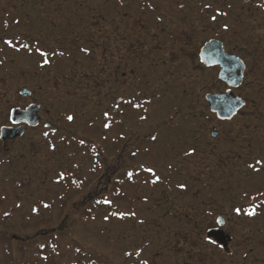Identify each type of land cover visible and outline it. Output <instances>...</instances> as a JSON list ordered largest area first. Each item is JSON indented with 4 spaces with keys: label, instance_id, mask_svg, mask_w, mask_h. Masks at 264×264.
Masks as SVG:
<instances>
[{
    "label": "rangeland",
    "instance_id": "obj_1",
    "mask_svg": "<svg viewBox=\"0 0 264 264\" xmlns=\"http://www.w3.org/2000/svg\"><path fill=\"white\" fill-rule=\"evenodd\" d=\"M210 40L246 64L231 122ZM32 104L41 125L0 140V264H264V0H0V129ZM47 232L50 261L18 252Z\"/></svg>",
    "mask_w": 264,
    "mask_h": 264
},
{
    "label": "water",
    "instance_id": "obj_2",
    "mask_svg": "<svg viewBox=\"0 0 264 264\" xmlns=\"http://www.w3.org/2000/svg\"><path fill=\"white\" fill-rule=\"evenodd\" d=\"M199 58L207 68L220 67L219 80L228 87L224 93L205 96L209 111L219 121H231L246 107V101L236 97L233 93V90L239 89L243 85L246 73L245 63L238 56L226 53L223 43L218 40L207 42L200 49ZM21 95L28 98L31 96V92L26 89L21 92ZM40 111L41 107L34 104L26 109H13L9 118L11 126H4L0 129V140L4 143L15 141L24 137L26 128L39 127L41 124ZM51 127V124L46 125L47 129ZM217 136L218 133L214 130L211 137L215 139ZM217 225V228L208 230L207 238L216 242L225 253L229 254V244L233 239L223 231L225 220L219 218Z\"/></svg>",
    "mask_w": 264,
    "mask_h": 264
},
{
    "label": "trees",
    "instance_id": "obj_3",
    "mask_svg": "<svg viewBox=\"0 0 264 264\" xmlns=\"http://www.w3.org/2000/svg\"><path fill=\"white\" fill-rule=\"evenodd\" d=\"M95 207H107L108 204L104 200H98L95 203ZM88 213L90 211L88 210ZM87 213V214H88ZM42 237L44 240V246L37 245V240ZM51 233H43L42 235H38L37 238L33 240H18V244H20V247L18 248V252L21 255H26L27 253L31 252L30 250H34L35 248L37 249V252H39L40 258L46 259L50 261V255L51 254H56L57 251V245L54 246L53 240H51ZM81 255V254H80ZM206 261H209V259H206Z\"/></svg>",
    "mask_w": 264,
    "mask_h": 264
},
{
    "label": "snow or ice",
    "instance_id": "obj_4",
    "mask_svg": "<svg viewBox=\"0 0 264 264\" xmlns=\"http://www.w3.org/2000/svg\"><path fill=\"white\" fill-rule=\"evenodd\" d=\"M206 7H210V5H206ZM215 18H216L215 16L212 17L213 20H215ZM226 27H227V26L225 25V28H226ZM5 43L9 44L10 46H11V44H12L11 41H5ZM24 47L27 48L28 46H27V45H24ZM37 51L40 53V56H41V57H44V56L47 55L46 52L40 51L39 49H37ZM47 63H48V60L45 59V60H44V64H47ZM41 66H43V65H41ZM126 103L132 104L133 107H139V106H140V105H137V104H133L132 101H127ZM105 115H107V113H105ZM73 119H74L73 116H71V115L67 116V120H68V121H72ZM141 119H145V117L141 116ZM104 126H105V127H109L108 124H105ZM151 138H152L153 140L156 139L155 136H152ZM133 155H135V153H133ZM257 163H264V161H257ZM250 167H253V166L250 165ZM254 170H255V171H259V169H257V168H254ZM148 171L151 172L152 169L149 168ZM127 175H128V177H129V179H131V177H132L133 174H132L131 172H129ZM158 179H159V177H157L156 180L153 181V183H156V182L158 181ZM180 187L183 188L184 185H180ZM106 202H107V203H110V201H106ZM45 206L47 207V205H45ZM235 211H236L237 215H240L241 212H242V209L238 207V208L235 209ZM247 214H248V215H254L255 213H254V211H253V212H249V213H247ZM120 215H121V218H123V215H124V214H120ZM105 219H107V217H105ZM210 242H211V241H210ZM127 255L131 256V255H133V254H132V253H127ZM143 264H147V262L145 261V262H143Z\"/></svg>",
    "mask_w": 264,
    "mask_h": 264
},
{
    "label": "flooded vegetation",
    "instance_id": "obj_5",
    "mask_svg": "<svg viewBox=\"0 0 264 264\" xmlns=\"http://www.w3.org/2000/svg\"><path fill=\"white\" fill-rule=\"evenodd\" d=\"M121 31H123V28L119 27L118 30H117V32L120 33ZM124 33H126V32L124 31L123 34H124ZM116 38L119 39L117 34H116ZM205 44H206V43H205ZM205 44H204V45H205ZM199 54H200V51H199ZM199 62H200V60H199ZM201 65H202V64H201ZM203 66H204V65H203ZM205 68H206V69H209V68H207V67H205ZM245 79H246V73H245L244 82H245ZM227 88H228V87H227ZM227 90H228V89H227ZM227 90H226V91H227ZM234 91H235V90H233V93H234ZM233 120H234V119H233ZM233 120H232V121H233ZM210 136H211V134H210ZM216 139H217V138H215L214 140H216Z\"/></svg>",
    "mask_w": 264,
    "mask_h": 264
}]
</instances>
